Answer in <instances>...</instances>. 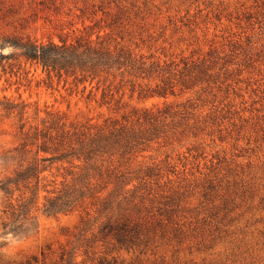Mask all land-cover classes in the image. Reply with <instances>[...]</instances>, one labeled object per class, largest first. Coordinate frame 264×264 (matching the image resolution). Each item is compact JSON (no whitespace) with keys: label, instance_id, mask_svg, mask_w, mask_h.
<instances>
[{"label":"rangeland","instance_id":"374dc122","mask_svg":"<svg viewBox=\"0 0 264 264\" xmlns=\"http://www.w3.org/2000/svg\"><path fill=\"white\" fill-rule=\"evenodd\" d=\"M0 33L58 44L102 40L155 61V78L116 73L88 98V82L49 78L41 66L9 60L12 66H0V156L19 143L22 124L42 127L49 113L96 126L169 104L186 112L143 153L121 161L127 179L147 168L154 175L111 198L114 220L137 231L131 244L99 233L111 214L100 216L95 197L68 215L33 208L37 232L7 233L13 218L5 210L20 192L9 200L0 192V264H264V0H0ZM191 59L207 75L186 88L189 77L180 72ZM162 78L174 94L147 97ZM106 87L114 97L102 105ZM13 168L0 166V177ZM79 173L53 164L41 186L61 189ZM45 195L39 192V207ZM82 220L89 221L86 232Z\"/></svg>","mask_w":264,"mask_h":264},{"label":"trees","instance_id":"16d2710c","mask_svg":"<svg viewBox=\"0 0 264 264\" xmlns=\"http://www.w3.org/2000/svg\"><path fill=\"white\" fill-rule=\"evenodd\" d=\"M99 39L100 36L97 37V40ZM6 48L13 51L4 54L2 51ZM9 60L19 61L20 65L24 62L41 66L49 78L53 76L59 79L73 78L74 83L78 85L88 82L92 86L88 98L93 94V89L98 91L101 82H106L110 75L116 73L121 77L127 73L142 79L155 78V61L148 63L142 55L138 57L123 45L112 46L102 40L81 38L75 42L68 43L64 40L58 44L53 41L40 42L29 36L0 33V66L4 70L6 64L12 66L8 63ZM180 73H185V76L189 77L188 81H183L182 84L190 88L197 82L205 80L207 68L198 60L191 59L184 62L183 71ZM160 74L164 76L168 73L161 71ZM161 81L163 85L158 84L156 90L146 94L147 97L155 95L167 97L168 91L174 94L175 85L166 87L168 82L166 83L163 78ZM86 89L85 85L84 91ZM109 90V87L103 88L102 105L111 104L113 101L114 94H110ZM111 95L112 97L108 99ZM185 113V109L175 110L169 104L157 109L156 112L155 108L134 110L130 115H123L121 120L108 118L103 124L96 126L89 123H68L64 115L51 113L48 114L49 119L43 121L42 127L26 128L27 123L22 124L19 143L0 156V166L3 168L14 166L8 175L0 177V192L8 200L15 192H20V199H16L17 203H9L5 210L9 212L13 221L11 224H4L3 228L7 229L10 226L7 233L28 236L32 231L38 230L37 216L31 215L33 208L47 216L68 215L76 211L86 198L95 197L97 202L92 206L97 208L100 216L111 214L99 228V233L104 236L112 235L121 245L131 244V236L137 231L127 221L114 220L115 201L111 198L113 194L133 192L136 187L128 190L127 188L134 180H150L154 175L151 169L147 168L145 175L127 179L126 175L119 171L121 161L143 153L150 143L161 138L164 127L174 124L175 119ZM115 157L119 160L116 159L118 166L114 167L112 163ZM56 163L74 165L80 169V173L72 183L62 184L61 189L51 190L47 185L41 186V183L45 180L43 174ZM106 163H111L113 167L112 169L105 167L103 172ZM96 180L104 181L106 185L97 189L98 182H94ZM111 184L115 187L113 192L103 196ZM41 190L47 195L39 207L38 194ZM26 194L30 196L26 198ZM81 222L84 225L82 232L88 231L89 221Z\"/></svg>","mask_w":264,"mask_h":264}]
</instances>
